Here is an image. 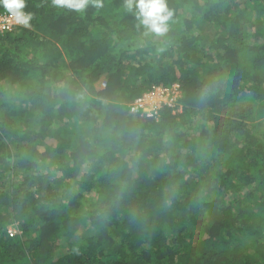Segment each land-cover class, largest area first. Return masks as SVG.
Listing matches in <instances>:
<instances>
[{"label": "trees", "instance_id": "obj_1", "mask_svg": "<svg viewBox=\"0 0 264 264\" xmlns=\"http://www.w3.org/2000/svg\"><path fill=\"white\" fill-rule=\"evenodd\" d=\"M165 2L159 35L127 0L0 33V264H264V0Z\"/></svg>", "mask_w": 264, "mask_h": 264}, {"label": "clouds", "instance_id": "obj_2", "mask_svg": "<svg viewBox=\"0 0 264 264\" xmlns=\"http://www.w3.org/2000/svg\"><path fill=\"white\" fill-rule=\"evenodd\" d=\"M90 0H52L54 7L68 8L77 12L83 11ZM95 7H102V0H93ZM0 7L14 17L17 24L27 27L32 19L31 13H24L25 0H0ZM138 9V17L141 23L151 32L163 34L168 30V21L173 13L167 8L165 0H127L126 8L132 11ZM180 97V96H179ZM178 97V99H179ZM174 112H181V104L178 101L174 107H170ZM10 234L14 232L13 227L9 228Z\"/></svg>", "mask_w": 264, "mask_h": 264}, {"label": "built area", "instance_id": "obj_3", "mask_svg": "<svg viewBox=\"0 0 264 264\" xmlns=\"http://www.w3.org/2000/svg\"><path fill=\"white\" fill-rule=\"evenodd\" d=\"M23 12L27 14V12ZM20 26L24 25L17 24L14 17L10 16L4 9L0 10V33L13 30ZM179 96V84L172 83L168 86L158 84L136 97L130 103L129 110L134 113L141 111L145 115L153 116L157 113L158 108L163 105L174 107Z\"/></svg>", "mask_w": 264, "mask_h": 264}, {"label": "rangeland", "instance_id": "obj_4", "mask_svg": "<svg viewBox=\"0 0 264 264\" xmlns=\"http://www.w3.org/2000/svg\"><path fill=\"white\" fill-rule=\"evenodd\" d=\"M9 228H11V226Z\"/></svg>", "mask_w": 264, "mask_h": 264}]
</instances>
